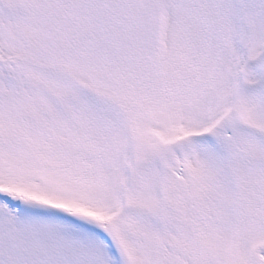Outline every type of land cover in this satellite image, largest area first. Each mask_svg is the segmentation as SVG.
<instances>
[{
	"label": "snow or ice",
	"instance_id": "1",
	"mask_svg": "<svg viewBox=\"0 0 264 264\" xmlns=\"http://www.w3.org/2000/svg\"><path fill=\"white\" fill-rule=\"evenodd\" d=\"M0 264H264V0H0Z\"/></svg>",
	"mask_w": 264,
	"mask_h": 264
}]
</instances>
